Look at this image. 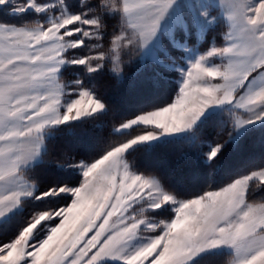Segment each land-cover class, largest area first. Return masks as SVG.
Listing matches in <instances>:
<instances>
[{
	"label": "snow or ice",
	"instance_id": "6c2138e0",
	"mask_svg": "<svg viewBox=\"0 0 264 264\" xmlns=\"http://www.w3.org/2000/svg\"><path fill=\"white\" fill-rule=\"evenodd\" d=\"M0 264H264V0H0Z\"/></svg>",
	"mask_w": 264,
	"mask_h": 264
},
{
	"label": "trees",
	"instance_id": "16d2710c",
	"mask_svg": "<svg viewBox=\"0 0 264 264\" xmlns=\"http://www.w3.org/2000/svg\"><path fill=\"white\" fill-rule=\"evenodd\" d=\"M67 77H65L66 79ZM113 81L107 79V78H104L101 83H100V91L102 92V94H105V95H111L114 93V88H113ZM99 135L101 136H104L105 133L104 132H100ZM40 178H45L47 173H45L44 171H40L38 174H37Z\"/></svg>",
	"mask_w": 264,
	"mask_h": 264
},
{
	"label": "rangeland",
	"instance_id": "374dc122",
	"mask_svg": "<svg viewBox=\"0 0 264 264\" xmlns=\"http://www.w3.org/2000/svg\"><path fill=\"white\" fill-rule=\"evenodd\" d=\"M221 2L223 3V2H224V0H221ZM222 30H225V29H223V28H221V29H218V31H222ZM201 43H203V42H201Z\"/></svg>",
	"mask_w": 264,
	"mask_h": 264
}]
</instances>
